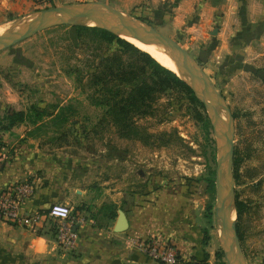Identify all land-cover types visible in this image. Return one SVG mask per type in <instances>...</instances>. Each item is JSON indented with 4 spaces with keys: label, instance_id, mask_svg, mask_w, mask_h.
<instances>
[{
    "label": "crops",
    "instance_id": "0c3cea01",
    "mask_svg": "<svg viewBox=\"0 0 264 264\" xmlns=\"http://www.w3.org/2000/svg\"><path fill=\"white\" fill-rule=\"evenodd\" d=\"M83 1L0 0V16L10 12L9 19H17L16 13ZM103 1L125 13L140 5L151 6L159 23L168 27L166 35L187 47L209 77L213 74L212 63L220 64L222 60L220 70H227V84L253 76L257 85H264V0ZM2 54L0 69L10 61ZM8 86L0 75V105L20 100L14 94H3ZM37 128L40 125L31 127L26 122L0 133V190L18 181L35 179L37 193L26 202L23 214L46 213L54 204H66L76 215L87 218V223L77 227V249L66 252L55 237L53 223L35 231L0 221V264H160L135 246V240L149 238L177 245L187 263L217 264L212 251L213 222L207 218L202 197L187 189L164 188L156 191L155 197L150 196L149 203L144 202L143 194L139 204L131 190L119 188L111 179L98 189L86 181L87 176L81 179L88 169L78 159L50 155ZM125 176L132 174L126 172ZM261 178L264 174L253 181ZM262 197L264 191L259 200L249 204L262 216L255 223L259 230L243 236V240H249L244 248L248 264H264ZM120 210L125 211L129 222L128 230L122 233L115 231Z\"/></svg>",
    "mask_w": 264,
    "mask_h": 264
},
{
    "label": "rangeland",
    "instance_id": "374dc122",
    "mask_svg": "<svg viewBox=\"0 0 264 264\" xmlns=\"http://www.w3.org/2000/svg\"><path fill=\"white\" fill-rule=\"evenodd\" d=\"M86 2L106 3L103 0L83 1ZM53 7L55 5L16 13L17 19H9L10 12H3L0 26L9 25L8 22L18 23V20L24 21L28 17L35 21L38 17L35 12ZM150 7L140 5L126 14L147 21L166 34L168 27L159 23ZM62 23L0 52L10 59L0 69L1 77L9 85L3 94L11 93L20 97L16 102L0 105V129L7 125L3 119L8 114H28L29 126L40 125V129H37L41 134V142L49 149L50 155L57 153L78 159L88 169L81 179L87 176L86 181L97 185L98 189L111 179V183L114 182L119 188L131 190L135 195L134 201L139 204L143 194L146 196L144 202L149 203V197H155L156 191L164 188L187 189L192 195H199L206 206L212 203L214 207L211 239L212 251L216 253L218 263L217 254L223 249L221 229L215 216L216 186L214 193H211L207 179L217 167V156L215 162L214 154L218 149L217 134L222 140L221 133L216 128V134L212 125L207 126L177 91L164 94L152 116L135 119L136 125L145 133L153 135L152 138H147L146 134H143L144 140L123 138L117 127L107 125V122L102 124L104 110L91 104L90 96L94 90L91 88L93 77L90 71L96 70L101 57L112 50V46L101 41L94 33L78 32L74 26L81 24ZM124 57L126 60L132 59L130 55ZM212 64L213 74L210 78L226 99L235 119V159L238 156L242 163L234 190L239 200L247 205L242 218L237 219L238 233L245 252L249 240H242L241 235L251 236L258 231L259 226L255 223L262 216L249 204L252 200H259L264 191V178L253 181L264 174V85H257L253 76L250 79H235L227 84L229 74L227 70L223 73L220 70L222 60L220 64ZM62 107L71 108L74 114L59 130L51 124L52 118L46 119L49 114L56 115V111ZM126 172L132 176L127 178Z\"/></svg>",
    "mask_w": 264,
    "mask_h": 264
},
{
    "label": "water",
    "instance_id": "95a60500",
    "mask_svg": "<svg viewBox=\"0 0 264 264\" xmlns=\"http://www.w3.org/2000/svg\"><path fill=\"white\" fill-rule=\"evenodd\" d=\"M93 6H100L107 9L109 13L119 21L124 22L125 25L120 27L110 25L102 15L91 10V7ZM35 15H38V18L26 29L0 37V52L10 49L16 44L41 31L47 30L56 25L64 24L62 22L66 19H75L89 25H75L74 27H96L118 37H120L121 33L149 37L160 47L169 51L179 67L191 75L194 79V83L192 84L185 81L173 71L181 80L190 86L195 96L204 106L205 112L214 131L217 134L218 129L222 136V140H220L219 135L217 134L219 142L217 149V167L215 170L217 195L215 216L221 229L222 252L225 256V263L240 264V256H242L245 264H248L238 233V215L233 221L228 214L229 202L231 200L233 201L235 210L237 202V196L234 190L236 181L235 119L232 111L227 105L226 99L217 91L211 78L200 62L179 42L161 32L155 25L144 20L135 19L130 15L115 9L108 3L86 2L73 5H57L50 9L35 12ZM128 228L129 222L127 215L125 211L120 210L115 231L122 233L127 231ZM224 241L226 242V245L224 244Z\"/></svg>",
    "mask_w": 264,
    "mask_h": 264
},
{
    "label": "trees",
    "instance_id": "16d2710c",
    "mask_svg": "<svg viewBox=\"0 0 264 264\" xmlns=\"http://www.w3.org/2000/svg\"><path fill=\"white\" fill-rule=\"evenodd\" d=\"M77 30L78 32L89 31L94 33L101 41L112 46V50L101 57L96 70L90 71V76L93 77L91 88L94 90L93 95L90 96L91 104L104 110L102 124L107 122V125L117 127L120 136L123 138L144 140L143 134H146L147 138H152L153 135L145 133L136 125L135 119L137 117L152 116L161 97L171 91H177L194 108L197 116L205 121L207 126L211 127L204 106L195 96L190 86L172 70L161 65L150 54L142 51L132 43L96 27L79 26ZM125 55H130L132 59L126 60ZM72 114H74V111L71 108L62 107L56 115L49 114V118H52L51 124L57 126L60 130L64 128L65 123L69 121ZM3 120L6 121L7 125H3L0 131H11L16 126L28 122L29 117L24 112H16L8 114ZM145 142H148V140H145ZM216 151L214 154L215 162ZM241 163L242 159L237 156L235 159V180L237 183ZM207 181L209 191L214 193L215 170L211 172V176ZM213 209V204L209 203L207 205V218L209 221L213 220ZM246 209L247 205L241 202L237 195L236 210L239 220ZM241 239L243 240L242 235ZM168 244L178 248L177 245ZM179 253L181 261L178 264H193L182 259L180 249ZM217 257L219 259L217 264H226L223 260L222 251L217 254Z\"/></svg>",
    "mask_w": 264,
    "mask_h": 264
},
{
    "label": "built area",
    "instance_id": "2783aa9c",
    "mask_svg": "<svg viewBox=\"0 0 264 264\" xmlns=\"http://www.w3.org/2000/svg\"><path fill=\"white\" fill-rule=\"evenodd\" d=\"M2 146L0 144V154ZM35 179L15 182L0 190V221L38 231L44 225L53 223L55 237L66 252H73L79 243L78 226H84L87 218L78 216L66 204H54L48 212L23 214L26 202L37 193ZM136 248L160 264H178L181 261L179 249L156 238L135 240ZM180 257V258H179Z\"/></svg>",
    "mask_w": 264,
    "mask_h": 264
},
{
    "label": "bare ground",
    "instance_id": "6f19581e",
    "mask_svg": "<svg viewBox=\"0 0 264 264\" xmlns=\"http://www.w3.org/2000/svg\"><path fill=\"white\" fill-rule=\"evenodd\" d=\"M91 10L102 15L106 19V21L112 26L120 27V26L125 25L121 21H119L116 17H114L111 13H109V11L104 9L103 7L93 6L91 7ZM19 21H22V20H18V23L16 22L14 23L13 21H11L13 23L10 24L8 22L9 25L0 26V37L6 34H9V33H16V32L26 29L32 23L33 19L31 17H28L26 20L24 19V21L22 22H19ZM63 22H71L74 24L89 25V24H86L82 21L75 20V19H66ZM120 37L124 39L125 41L132 43L133 45H135L142 51L150 54L161 65L165 66L166 68L172 71H175L185 81L191 84L194 83V79L191 77L189 73L183 71L179 67L177 62L174 60L173 55L169 51L160 47L158 44L155 43V41H153L149 37L128 34V33H121ZM228 214L230 218L234 221L236 217V212H235V208H234L232 200L229 202V205H228ZM224 244L226 245L225 241H224ZM240 264H245V261L242 256H240Z\"/></svg>",
    "mask_w": 264,
    "mask_h": 264
}]
</instances>
